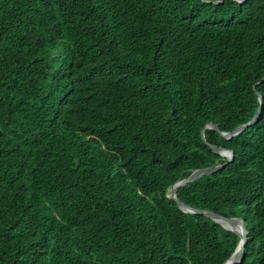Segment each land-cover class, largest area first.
<instances>
[{
    "label": "trees",
    "instance_id": "obj_1",
    "mask_svg": "<svg viewBox=\"0 0 264 264\" xmlns=\"http://www.w3.org/2000/svg\"><path fill=\"white\" fill-rule=\"evenodd\" d=\"M263 79L264 0H0V264H225L211 145L264 264Z\"/></svg>",
    "mask_w": 264,
    "mask_h": 264
},
{
    "label": "water",
    "instance_id": "obj_2",
    "mask_svg": "<svg viewBox=\"0 0 264 264\" xmlns=\"http://www.w3.org/2000/svg\"><path fill=\"white\" fill-rule=\"evenodd\" d=\"M238 2H244L245 0H236ZM264 80H262L260 83H263ZM261 109H259L258 114L256 115V117L248 124L242 125L240 127H237L234 132L231 133H222L219 131V129L214 126L211 125L209 128L214 129L216 131H219V133L226 138L227 140L232 138L233 136H236L238 134H241L243 131H245L247 128H249L250 126L256 124L257 122H259L260 118H261ZM207 128V127H206ZM203 139H205L204 133H203ZM211 149L215 152V153H220V154H224L225 152H228L230 159H227L228 161L224 162L223 164H217L214 166H210L207 168H202L200 170H197L196 172H194L191 176H189L188 178L179 181L170 191V195L169 198L176 201L178 206L185 211L186 213H190V214H198V215H204L207 218L213 220L214 222H217L218 224L222 225L224 228L237 232L239 234H241L242 236V240L240 242V245L238 246L236 252L233 254V256L225 263V264H240L243 258V254L245 252V246L247 244V234H243L240 232V230H238L237 225H235L236 221H239L237 219H231V218H225L219 214L216 213H212L209 211H203V210H197V209H193L189 206H187L186 204H184L182 201H180L177 197V191L180 187L185 186L189 183H192L198 179H200L201 177L205 176V175H211L219 170L224 169L229 163H231L234 158H235V154L233 151L230 150H226V149H222L219 148L217 146L211 145L210 146ZM227 223H229L230 225H227ZM240 224H242V221L240 220Z\"/></svg>",
    "mask_w": 264,
    "mask_h": 264
},
{
    "label": "clouds",
    "instance_id": "obj_3",
    "mask_svg": "<svg viewBox=\"0 0 264 264\" xmlns=\"http://www.w3.org/2000/svg\"><path fill=\"white\" fill-rule=\"evenodd\" d=\"M235 1H236V0H235ZM237 2H238V1H237ZM245 2H247V0H245V1L242 2V3H241V2H239V3L243 4V3H245ZM263 80H264V79H263ZM211 125H213V124H208L206 127L209 128ZM214 126H215V125H214ZM209 129H211V128H209ZM226 150H227V149H226ZM230 151H232V150H230ZM218 154H220V153H218ZM220 155H221L222 157L226 158V159H230V156H229L228 152H225L224 154H220ZM226 161H228V160H226ZM199 170H200V169H199ZM196 171H197V170H196ZM196 171H194V172H196ZM194 172H193V173H194ZM193 173H192V174H193ZM192 174H191V175H192ZM191 175H190V176H191ZM183 180H184V179H183ZM181 181H182V180H181ZM178 182H179V181H178ZM178 182H177V183H178ZM177 183H176V184H177ZM176 184H175V185H176ZM175 185H174V186H175ZM174 186H173V187H174ZM173 187H172V188H173ZM172 188H171V189H172ZM170 191H171V190H170ZM169 195H170V193H169ZM168 197H169V196H168ZM225 218H226V217H225ZM231 219H237V220H239V221H236V222H237V224H236V225H237V228H238V230H240L241 233H243V234H247V244H248V241H249V232L247 231L246 227L244 226V221H243L241 218H231ZM240 220L242 221V224H240ZM227 230H228V229H227ZM230 231H231V230H230ZM233 232H234V231H233ZM238 234H239V233H238ZM239 235L241 236V234H239ZM242 239H243V238H242V236H241V240H242ZM247 244H246V245H247ZM239 245H240V244H239ZM245 250H246V246H245ZM244 253H245V252H244ZM243 255H244V254H243ZM242 260H243V258H242ZM241 263H242V261H241ZM241 263H240V264H241Z\"/></svg>",
    "mask_w": 264,
    "mask_h": 264
},
{
    "label": "bare ground",
    "instance_id": "obj_4",
    "mask_svg": "<svg viewBox=\"0 0 264 264\" xmlns=\"http://www.w3.org/2000/svg\"><path fill=\"white\" fill-rule=\"evenodd\" d=\"M237 224V222H235V225ZM227 225H230L229 223H227Z\"/></svg>",
    "mask_w": 264,
    "mask_h": 264
}]
</instances>
